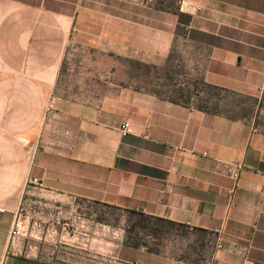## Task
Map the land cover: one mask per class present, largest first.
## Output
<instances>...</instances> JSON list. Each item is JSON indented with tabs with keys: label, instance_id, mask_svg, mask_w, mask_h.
Wrapping results in <instances>:
<instances>
[{
	"label": "crops",
	"instance_id": "obj_1",
	"mask_svg": "<svg viewBox=\"0 0 264 264\" xmlns=\"http://www.w3.org/2000/svg\"><path fill=\"white\" fill-rule=\"evenodd\" d=\"M74 36L155 66L180 55L230 100L59 96ZM263 84L264 0H0V264H97L101 208L188 233L126 244L110 263L264 264ZM23 205L29 234L13 239Z\"/></svg>",
	"mask_w": 264,
	"mask_h": 264
},
{
	"label": "rangeland",
	"instance_id": "obj_2",
	"mask_svg": "<svg viewBox=\"0 0 264 264\" xmlns=\"http://www.w3.org/2000/svg\"><path fill=\"white\" fill-rule=\"evenodd\" d=\"M126 87L154 93L161 98L192 107H212L217 99L225 96V102L218 104L222 109L230 100L228 95L212 94L199 71L184 66L180 55L176 58L171 55L166 65L155 66L135 54L127 55L123 49L95 42L89 37L71 38L57 84L56 93L59 96L93 99L97 95L114 93ZM159 224L155 219L143 217L139 213L114 208L97 210V264H114L109 259L119 257L126 244L160 250L167 244L166 236L175 230L188 235L185 229L174 227L173 224ZM56 245L61 244H48L45 254L52 256L61 251V247ZM77 261L79 259L72 256L69 263ZM57 262L60 264L66 261L58 258Z\"/></svg>",
	"mask_w": 264,
	"mask_h": 264
},
{
	"label": "built area",
	"instance_id": "obj_3",
	"mask_svg": "<svg viewBox=\"0 0 264 264\" xmlns=\"http://www.w3.org/2000/svg\"><path fill=\"white\" fill-rule=\"evenodd\" d=\"M260 91L262 93H264V84L261 86L260 88ZM129 130H130V123L128 121H126L122 126H121V129H120V132L122 135H127L129 133ZM242 166L239 165V169L241 168ZM235 175L237 176L238 175V172L235 173ZM22 217H21V216ZM25 215H27V209H26V206H21L20 210H19V217L15 223V226L14 228L12 229V232H11V236L13 239L15 238H18L24 234H27L28 233V227L25 226L24 224V219L25 218ZM58 223H60V221H58ZM64 229L66 231H69L70 230V227L67 226V224L64 226ZM217 231H221L220 229H218Z\"/></svg>",
	"mask_w": 264,
	"mask_h": 264
},
{
	"label": "trees",
	"instance_id": "obj_4",
	"mask_svg": "<svg viewBox=\"0 0 264 264\" xmlns=\"http://www.w3.org/2000/svg\"><path fill=\"white\" fill-rule=\"evenodd\" d=\"M199 107H205V106L203 105V106H199ZM131 212L139 213V214H141V216H143V217L152 218V217H149V216L144 215L142 212H136V211H131ZM153 219L156 220V222H157L158 225H160L159 223H161V222H165V220H163V219H161V218H153ZM134 246H137V244H135Z\"/></svg>",
	"mask_w": 264,
	"mask_h": 264
}]
</instances>
